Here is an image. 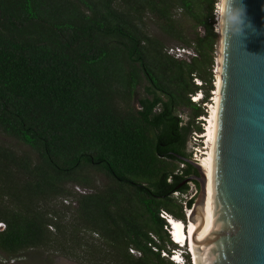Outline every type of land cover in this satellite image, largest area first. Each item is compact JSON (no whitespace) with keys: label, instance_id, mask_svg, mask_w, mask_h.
Masks as SVG:
<instances>
[{"label":"trees","instance_id":"obj_1","mask_svg":"<svg viewBox=\"0 0 264 264\" xmlns=\"http://www.w3.org/2000/svg\"><path fill=\"white\" fill-rule=\"evenodd\" d=\"M212 10L213 0H0V132L35 155L0 144V254L173 264L159 212L186 223L193 202L173 193L196 174L183 160L190 133L204 132L206 109L190 97L207 104L215 89ZM147 21L195 56L168 55ZM91 171L111 184L100 189Z\"/></svg>","mask_w":264,"mask_h":264},{"label":"water","instance_id":"obj_2","mask_svg":"<svg viewBox=\"0 0 264 264\" xmlns=\"http://www.w3.org/2000/svg\"><path fill=\"white\" fill-rule=\"evenodd\" d=\"M255 32L218 37L220 78L212 161L210 231L205 221L207 177H187L198 191L186 216L196 264H264V0H244Z\"/></svg>","mask_w":264,"mask_h":264},{"label":"rangeland","instance_id":"obj_3","mask_svg":"<svg viewBox=\"0 0 264 264\" xmlns=\"http://www.w3.org/2000/svg\"><path fill=\"white\" fill-rule=\"evenodd\" d=\"M175 18L177 19L178 23L180 24V27L182 28V30L186 33L190 32V27H191V24L192 22L187 19L185 16H182L181 12L179 10H177V12L175 13ZM147 29H148V32L153 36V37H156L158 38L159 40L163 41V43L165 44V48H174V47H183L181 46L178 42L166 37L164 34H162L153 24L151 21H147ZM218 43V42H217ZM215 51L213 52V64H214V58H215ZM214 66V65H213ZM213 69V68H212ZM212 71V70H211ZM214 77H213V81H214ZM216 82V81H215ZM214 86V85H213ZM214 89V88H213ZM210 96L211 98H209V102L207 103V105L205 104H201L200 102L199 103H196L198 104V106L200 105V107H204L206 110V116L205 117H209L208 116V112H210L211 109L208 110L209 106L208 104H211L212 103V100L210 101V99H212L213 95H212V91L210 92ZM191 100V99H190ZM207 106V108H206ZM180 116L186 120H188L189 118V115H190V111L188 109H183L182 111H180ZM197 120H201L203 123L200 122V126L203 127V125L206 127V122L207 120L204 121L203 117L197 119ZM193 131V130H192ZM191 134L192 132L190 133L188 139H187V145H186V148H187V152L190 154V156L192 157V154H193V150L194 148L196 147V149H198L200 151V154H199V158L201 160V155L207 150V143L206 141H204V138L201 137V136H195V142L192 140L191 138ZM206 134V132H205ZM206 140V138H205ZM0 144L4 145V146H7L9 148H11L12 150H14L15 152L21 154V153H27V154H31L32 156H35L34 153L30 150L29 147L25 146L24 144L2 134L0 132ZM180 167V165L178 166V168ZM177 168V169H178ZM92 177L95 179L96 181V185L100 188V189H104L106 187H108L111 182L101 173H98L96 171H91L90 172ZM75 191H78L80 193H83V191L81 189H78L76 188ZM90 190H88L89 192ZM87 192V191H85ZM179 200L177 202H180V201H184L183 198L179 197L178 198ZM63 202V205H71V207H74L75 204L72 203L71 201L69 200H62ZM183 213H185V210L183 208ZM185 216V214H184ZM186 216H185V221L187 222L186 220ZM94 238H96L95 235H93ZM175 248V246H172V245H169L168 247H166V250H171ZM129 253L131 255H133L132 251H134L133 249H129L128 250ZM52 260V263L53 264H75L73 261H68L67 259H65L64 257L62 256H59V255H54V257L51 258ZM0 264H37V261L35 262L32 258H22V259H19V260H9L7 259L4 255L0 254Z\"/></svg>","mask_w":264,"mask_h":264},{"label":"built area","instance_id":"obj_4","mask_svg":"<svg viewBox=\"0 0 264 264\" xmlns=\"http://www.w3.org/2000/svg\"><path fill=\"white\" fill-rule=\"evenodd\" d=\"M214 23H215V20L213 18L212 28H213ZM165 50H166V52H167L168 55H170L173 58L178 59V60H181V59H187L188 60L189 58L195 56V52L191 48H186V47H174V48H172V47H170V48H167ZM214 54H215V58H214V64H213L214 66H212V68H213L212 69V75H213V77L215 79L213 81V85H214V88H215L217 68H218V63H219V61H218L219 60L218 43L215 46V53ZM193 81H194V83L196 85H198V86L201 85L200 81H198L197 79L194 78ZM212 95H213V93H212ZM190 99H191L192 102L196 103L197 100H198L197 99V94H195L194 96H191ZM211 100L212 99H210V101ZM213 102L214 101L212 100V103ZM206 108H207V106H206ZM208 110H209V108H208ZM208 116H209V112H208ZM205 122H206V124H208L207 121H205ZM205 130H206V127H204V125H203V131H205ZM195 136L196 137L197 136H201L202 137V135H196L195 133H192L191 134V138H192V140L194 142H195ZM204 141H206V140L204 139ZM199 154H200V151L198 149H196V147H195L194 150H193V154H192L191 160L194 161V162H196V163H199V160H200V158L198 157ZM183 168H184V165H180L179 169H177L175 171V174L181 175ZM186 187H187V189H186V192L184 194H182V193H176V192L173 193V197H175V198H179V197L183 198V200H184L183 205H185V202L186 201H189V200L193 199L195 197L197 191H198L197 186L195 185V182L194 181H187L186 182ZM184 210H185V213L184 214H185V216H187V214H188L186 212L187 209L185 208ZM159 217L165 221L166 227L164 229H165V231H166V233H167L170 241L175 246V248H173L171 250L169 249V250H165V251L163 250V251H161V253H160L161 254V257L168 258L173 264H193L192 255H190L188 253L189 250H186V248L185 247H182L179 243L178 244H175L174 243V239L172 237V231H173V229H172V225L170 223V220L172 219V217L167 212H165V211H160L159 212ZM3 227L4 226L0 223V230H2ZM152 249L154 251H156V249H154V248H152ZM132 252H133L132 253L133 255H139V253L136 252V251H132ZM176 257L178 259H176Z\"/></svg>","mask_w":264,"mask_h":264},{"label":"bare ground","instance_id":"obj_5","mask_svg":"<svg viewBox=\"0 0 264 264\" xmlns=\"http://www.w3.org/2000/svg\"><path fill=\"white\" fill-rule=\"evenodd\" d=\"M219 61V60H218ZM219 85H220V78L218 75V68H217V75H216V82H215V89L212 91L214 101L211 104H208L210 112L209 117H205L204 120H207L206 130L203 132L202 137L206 138L207 143V150L204 154H202L201 160H199V165L206 173L207 177V198L205 204V221L202 230L200 231L199 235H203L210 231V221H211V211H212V186H211V179H212V161H213V143H214V136H215V120H216V113H217V104H218V93H219ZM205 127V126H204ZM206 132V134H205ZM187 213L189 210L186 211ZM170 223L172 225V237L174 239L175 244H180L182 247H185L186 250H189L188 253L192 255L193 264H196L191 243H190V222H186L185 224L180 220L171 219ZM176 259H178L176 257Z\"/></svg>","mask_w":264,"mask_h":264},{"label":"clouds","instance_id":"obj_6","mask_svg":"<svg viewBox=\"0 0 264 264\" xmlns=\"http://www.w3.org/2000/svg\"><path fill=\"white\" fill-rule=\"evenodd\" d=\"M212 16L215 20L213 31L222 39L224 47L230 39L241 41L246 38L247 32L256 31L247 15L244 0H213ZM199 96L201 99L196 103L202 101L200 92L197 93V98Z\"/></svg>","mask_w":264,"mask_h":264}]
</instances>
